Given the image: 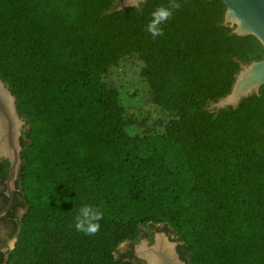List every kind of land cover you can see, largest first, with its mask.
Segmentation results:
<instances>
[{
	"label": "trees",
	"instance_id": "trees-1",
	"mask_svg": "<svg viewBox=\"0 0 264 264\" xmlns=\"http://www.w3.org/2000/svg\"><path fill=\"white\" fill-rule=\"evenodd\" d=\"M114 1L0 0V76L28 122L23 228L4 264H141L116 252L150 222L190 264H264V84L207 108L264 46L231 33L223 0H179L157 38L147 24L167 0ZM86 204L104 214L93 236L74 226Z\"/></svg>",
	"mask_w": 264,
	"mask_h": 264
},
{
	"label": "water",
	"instance_id": "water-1",
	"mask_svg": "<svg viewBox=\"0 0 264 264\" xmlns=\"http://www.w3.org/2000/svg\"><path fill=\"white\" fill-rule=\"evenodd\" d=\"M146 1L120 0L109 12L131 7L140 8ZM223 1L226 4L223 24L231 29V33L240 36L254 35L264 46V0ZM263 84L264 57L241 62L230 91L211 101L207 108L210 111L236 108L244 98L258 94ZM25 126L26 120L18 112L16 96L0 76V160H7L9 163L4 191L8 196V202L0 210V218L5 216L14 204L16 184L22 164V134ZM178 243V240H173L167 233L156 232L152 244L143 238L135 246V256L145 264H189L187 259L180 256Z\"/></svg>",
	"mask_w": 264,
	"mask_h": 264
},
{
	"label": "clouds",
	"instance_id": "clouds-1",
	"mask_svg": "<svg viewBox=\"0 0 264 264\" xmlns=\"http://www.w3.org/2000/svg\"><path fill=\"white\" fill-rule=\"evenodd\" d=\"M182 7L179 0H167V4H161L151 12V19L147 24V32L152 38L162 37L165 35L164 25L172 19L175 12ZM103 211L92 205H83L77 215L74 217V226L78 232L86 236H93L100 231V220L103 219ZM15 237L9 241V249H14Z\"/></svg>",
	"mask_w": 264,
	"mask_h": 264
},
{
	"label": "rangeland",
	"instance_id": "rangeland-1",
	"mask_svg": "<svg viewBox=\"0 0 264 264\" xmlns=\"http://www.w3.org/2000/svg\"><path fill=\"white\" fill-rule=\"evenodd\" d=\"M120 0H115L111 9L114 8L115 6L118 5ZM144 5V3L141 5L140 8H142V6ZM217 99H214V100H211V101H215ZM208 102V105L210 104V102ZM17 108H18V105H17ZM18 112L19 114L26 120V126L24 128V131H23V134H22V140L24 139V136H25V132L26 130L28 129V122H27V119L20 113L19 109H18ZM160 114L156 112V114H154L152 116L153 120L154 121H158V118L160 117L159 116ZM164 117V114L161 115V118ZM16 187H17V191H16V198H17V204L12 208L13 211L11 212V214L13 215L12 217H16L15 219H13L12 217H10L9 220H4V219H1L0 220V237L2 239H4L3 241V247L1 249H5V251H3L5 253L4 255V262L2 264H4L9 256H10V253L11 251L13 250H8L9 249V244H8V241L12 238V237H15V241H14V247L16 245V243L18 242L19 238H20V234L22 232V219H23V215L25 213V207L23 206V204L21 203L22 202V197H21V194L19 193V185L18 183L16 184ZM6 189V185H5V182L3 181L2 177H0V206L4 200V197H3V193ZM170 229H173L172 227ZM159 232H163V231H159ZM182 242V241H181ZM1 243V241H0ZM127 245V241H124L123 243H121V245L119 246L117 252H116V256L118 258H122V257H125V247ZM184 247V253H185V257L186 259L188 260L189 262V253H188V250L185 246ZM135 260L139 261L141 264H145L142 260H139L137 257L134 258ZM190 264V263H189Z\"/></svg>",
	"mask_w": 264,
	"mask_h": 264
},
{
	"label": "flooded vegetation",
	"instance_id": "flooded-vegetation-1",
	"mask_svg": "<svg viewBox=\"0 0 264 264\" xmlns=\"http://www.w3.org/2000/svg\"><path fill=\"white\" fill-rule=\"evenodd\" d=\"M5 182V181H4ZM5 193H3V197H4V200L0 206V210L7 204L8 201H6L5 199ZM17 204V198H16V192H15V198H14V204L12 206V208ZM10 209L8 211V213L3 216L4 220H9L10 217H12L13 215L11 214V212L13 211V209ZM13 219H15L16 217H12ZM171 226L167 223H147L145 225H142L141 226V232H140V235L138 236L137 239L135 240H127V245L125 247V255L129 258V257H132V258H135V246L140 243V241L143 239V238H146L149 242V244H152L154 242V236H155V233L156 232H159V231H163L165 233H167L169 235L170 238H172L173 240H178L179 243H178V246H177V249L179 251V254L180 256L183 258V259H186L185 257V253H184V245L183 243L181 242V240L179 239V236L178 234L174 231V229H170ZM0 264H2L4 262V255L5 253L3 251H1V248L3 247V241L4 239H2L0 237Z\"/></svg>",
	"mask_w": 264,
	"mask_h": 264
}]
</instances>
